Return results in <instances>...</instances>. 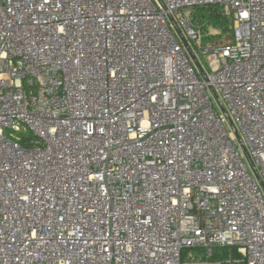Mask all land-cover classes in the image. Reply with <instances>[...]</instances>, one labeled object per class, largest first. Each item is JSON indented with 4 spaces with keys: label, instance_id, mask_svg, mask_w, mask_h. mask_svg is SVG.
Listing matches in <instances>:
<instances>
[{
    "label": "built area",
    "instance_id": "1",
    "mask_svg": "<svg viewBox=\"0 0 264 264\" xmlns=\"http://www.w3.org/2000/svg\"><path fill=\"white\" fill-rule=\"evenodd\" d=\"M222 246L264 264V0H0V264Z\"/></svg>",
    "mask_w": 264,
    "mask_h": 264
},
{
    "label": "trees",
    "instance_id": "2",
    "mask_svg": "<svg viewBox=\"0 0 264 264\" xmlns=\"http://www.w3.org/2000/svg\"><path fill=\"white\" fill-rule=\"evenodd\" d=\"M194 19L198 21L204 20L209 22L220 33L210 34L204 38V41L210 39L221 38L223 34L230 33V19L224 15L223 11L216 5H203L197 7L193 12ZM22 137L21 143L28 145V141L31 139V132L19 134ZM239 255L237 251L228 247H217L214 252L212 261L220 262L221 264H245L244 262H237L235 260Z\"/></svg>",
    "mask_w": 264,
    "mask_h": 264
},
{
    "label": "rangeland",
    "instance_id": "3",
    "mask_svg": "<svg viewBox=\"0 0 264 264\" xmlns=\"http://www.w3.org/2000/svg\"><path fill=\"white\" fill-rule=\"evenodd\" d=\"M192 22H193L194 27L196 29H200L202 33H210V34L220 33L209 22H206L204 20L198 21L197 19H194V17L192 16Z\"/></svg>",
    "mask_w": 264,
    "mask_h": 264
},
{
    "label": "water",
    "instance_id": "4",
    "mask_svg": "<svg viewBox=\"0 0 264 264\" xmlns=\"http://www.w3.org/2000/svg\"><path fill=\"white\" fill-rule=\"evenodd\" d=\"M184 44L186 47H188V43L186 41H184ZM190 54H191L192 58L196 61V57L191 51H190Z\"/></svg>",
    "mask_w": 264,
    "mask_h": 264
}]
</instances>
